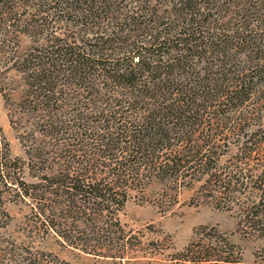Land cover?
<instances>
[{"label":"trees","instance_id":"trees-1","mask_svg":"<svg viewBox=\"0 0 264 264\" xmlns=\"http://www.w3.org/2000/svg\"><path fill=\"white\" fill-rule=\"evenodd\" d=\"M18 1L0 0V23L35 34L22 19L30 0ZM63 1L77 33L38 38L12 60L33 138L28 160L12 159L0 126V193L15 185L44 228L57 227L51 195L57 210L113 213L119 227L132 191L204 181L218 209L238 212L239 229L264 239V160H248L264 127L247 130L264 113V0ZM231 137L242 155L221 170ZM25 167L39 182L24 180ZM196 253L188 247L186 261Z\"/></svg>","mask_w":264,"mask_h":264},{"label":"rangeland","instance_id":"rangeland-1","mask_svg":"<svg viewBox=\"0 0 264 264\" xmlns=\"http://www.w3.org/2000/svg\"><path fill=\"white\" fill-rule=\"evenodd\" d=\"M64 3L30 0L26 7L29 14L22 19L33 23L35 34L16 35L13 29H6L9 21L0 23V126L12 159L28 160L25 145L33 138H29V121L23 128L27 118L20 103L23 79L13 70L12 60L29 50L38 38L55 35L66 39L77 33L74 15ZM156 9L160 14L163 5L158 4ZM75 42L70 39V45ZM259 126L264 127V113L247 130ZM96 138L102 139L100 135ZM231 138L221 170L232 167L242 155L238 139ZM248 160L250 167L264 160V145ZM34 166L33 170L41 168ZM24 180L30 184L39 182L29 167L24 169ZM154 182L145 185L143 191H132V197L118 214L119 227L114 220L109 221L107 214L114 216L113 213L105 212L102 219L98 213L88 212V216L79 219L75 208L70 213L69 203L57 210L59 197L51 195L53 200L47 203L53 208L51 220L57 226L52 229L44 228L43 220L33 209L34 203L18 195L15 185L9 184V191L2 189L0 193V212L3 209L6 214L0 213V264H264V239L258 233L239 229L238 212L217 208L219 199L211 197V184L195 181L176 188L171 183ZM63 210L70 214L69 219ZM30 229L34 230V237H30ZM227 242L233 244L234 251L229 246L225 249ZM12 244L21 250L17 255L8 250ZM188 247L197 251L196 263L186 261L184 253ZM206 258L210 261H201ZM221 258L229 261H217Z\"/></svg>","mask_w":264,"mask_h":264}]
</instances>
